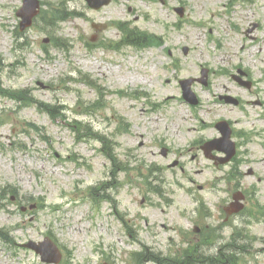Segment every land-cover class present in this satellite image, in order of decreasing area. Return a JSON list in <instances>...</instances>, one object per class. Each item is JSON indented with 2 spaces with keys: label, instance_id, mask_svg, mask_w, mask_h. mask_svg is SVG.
Wrapping results in <instances>:
<instances>
[{
  "label": "rangeland",
  "instance_id": "rangeland-1",
  "mask_svg": "<svg viewBox=\"0 0 264 264\" xmlns=\"http://www.w3.org/2000/svg\"><path fill=\"white\" fill-rule=\"evenodd\" d=\"M23 2L0 0V227L17 242L0 239V264H264V0H40L22 31ZM148 32L152 47L126 41ZM222 119L224 164L203 149ZM238 189L245 207L225 213ZM47 235L58 263L20 245Z\"/></svg>",
  "mask_w": 264,
  "mask_h": 264
},
{
  "label": "water",
  "instance_id": "water-1",
  "mask_svg": "<svg viewBox=\"0 0 264 264\" xmlns=\"http://www.w3.org/2000/svg\"><path fill=\"white\" fill-rule=\"evenodd\" d=\"M107 2H109V0H106L105 2H103V1L97 2L96 0H90V3L96 8L101 7V5L103 3H107ZM38 5H39L38 0H26V6L19 11L20 14L24 18L22 21V27L23 28L31 25V19H32L33 15H35L37 13L35 8ZM180 12L182 13V11H180ZM185 86H187V90H189L188 84H185ZM222 124H225V123H222ZM222 124H220L219 126H221ZM222 131H224V138L223 139L232 145L231 150H227L228 157L225 160H228L234 155V144L229 141L230 131L228 129H222ZM239 209H240V207H237L236 209H233V211L237 212Z\"/></svg>",
  "mask_w": 264,
  "mask_h": 264
},
{
  "label": "trees",
  "instance_id": "trees-1",
  "mask_svg": "<svg viewBox=\"0 0 264 264\" xmlns=\"http://www.w3.org/2000/svg\"><path fill=\"white\" fill-rule=\"evenodd\" d=\"M144 35H145V37L137 36V37L140 38V39L139 38L138 39L141 40L142 42L136 41L137 37H136L135 40L133 39L134 41L133 40H129V41H132L134 43H139V44H145V43H149L150 41H154L155 40V36L154 35H148V36L146 34H144ZM22 93H23V96H18V98L16 97L18 100H20L22 102H25V103L34 102V103H37V104L41 105L36 99H34V97L28 91H25L23 89ZM43 110L48 112L50 115L55 116V117H57V114H59V112H60V110L58 111L56 109V107H54L52 105H48V104L43 106ZM87 131H89V132H87ZM80 133H83V134L87 133V134L91 135V128H90L89 124L84 126L83 127V131H80ZM102 140L104 141V139H102ZM0 236L1 237H6L7 234H5L2 230H0Z\"/></svg>",
  "mask_w": 264,
  "mask_h": 264
},
{
  "label": "bare ground",
  "instance_id": "bare-ground-1",
  "mask_svg": "<svg viewBox=\"0 0 264 264\" xmlns=\"http://www.w3.org/2000/svg\"><path fill=\"white\" fill-rule=\"evenodd\" d=\"M78 12L80 13V15L82 16V17H84V18H86V19H88V20H91V21H93V18H90V16L91 15H87V12H86V10H81V11H79L78 10ZM231 114V113H230ZM234 114V113H233ZM233 117V116H232Z\"/></svg>",
  "mask_w": 264,
  "mask_h": 264
}]
</instances>
